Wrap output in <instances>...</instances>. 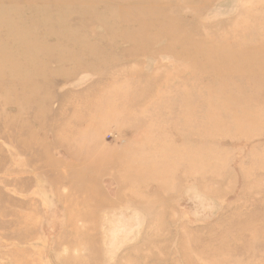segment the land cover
Listing matches in <instances>:
<instances>
[{
	"label": "rangeland",
	"instance_id": "obj_1",
	"mask_svg": "<svg viewBox=\"0 0 264 264\" xmlns=\"http://www.w3.org/2000/svg\"><path fill=\"white\" fill-rule=\"evenodd\" d=\"M0 264H264V0H0Z\"/></svg>",
	"mask_w": 264,
	"mask_h": 264
},
{
	"label": "bare ground",
	"instance_id": "obj_2",
	"mask_svg": "<svg viewBox=\"0 0 264 264\" xmlns=\"http://www.w3.org/2000/svg\"><path fill=\"white\" fill-rule=\"evenodd\" d=\"M16 33H21V32H16ZM13 34L19 41H20V44H26L27 42L26 41H22V39H23V36H18V34ZM5 35V34H4ZM7 35V34H6ZM22 41V42H21ZM31 45H32V42H30V44H28L27 45V48H29V47H31ZM33 45H35L34 43H33ZM6 58H9V56L8 55H6L5 56ZM31 58L33 59V57L31 56ZM43 64V63H42Z\"/></svg>",
	"mask_w": 264,
	"mask_h": 264
}]
</instances>
